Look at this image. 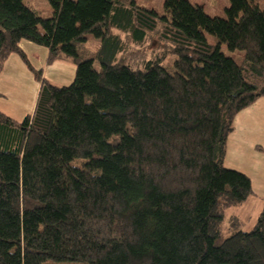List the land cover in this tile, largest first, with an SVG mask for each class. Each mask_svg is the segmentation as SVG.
I'll list each match as a JSON object with an SVG mask.
<instances>
[{"label": "trees", "instance_id": "trees-1", "mask_svg": "<svg viewBox=\"0 0 264 264\" xmlns=\"http://www.w3.org/2000/svg\"><path fill=\"white\" fill-rule=\"evenodd\" d=\"M49 5L43 17L0 0V74L17 54L39 82L31 114L0 111V264H264V202L250 230L222 233L254 195L224 161L235 116L264 97V0H229L218 17L189 0H163L162 14L136 0ZM153 31L169 61L125 64V38ZM22 40L47 65L72 61L73 81L51 84Z\"/></svg>", "mask_w": 264, "mask_h": 264}, {"label": "crops", "instance_id": "crops-1", "mask_svg": "<svg viewBox=\"0 0 264 264\" xmlns=\"http://www.w3.org/2000/svg\"><path fill=\"white\" fill-rule=\"evenodd\" d=\"M35 1L36 0H25V2L41 11ZM47 1L48 0H46V2ZM136 1L145 8H151L145 5V3L151 4V0L150 2L149 0ZM139 1H142V4L139 3ZM161 1L163 2V0ZM189 1L193 4L202 6L210 17L221 16L224 8L229 5L228 0ZM50 10L52 12L51 7ZM19 47L26 54L30 64L35 69H42V72L45 73V68L48 66L46 63L47 49H41L40 46L25 40L19 43ZM36 53L43 55L45 60L44 65L37 62L35 57ZM27 70L28 69L17 54H10L6 58L3 70L0 74V93L3 95L0 97V111L15 120H22L26 115L33 112L39 90L38 82L35 86H31V79L28 75V72L30 74L31 72ZM18 75L25 79L24 83L30 86V90L21 89V86L16 80ZM1 82H3V85ZM262 100H264V97L245 108V110L241 111V113L235 117L233 132L227 139V153L224 161V164H226V162L231 164L229 168L236 169L250 178L254 195L246 202H251V204L258 206V209H261L264 202V112L258 111L259 105L264 106V101ZM241 130L250 132L248 135L249 138L244 137L240 132ZM230 139H232L231 142ZM246 202L244 204H246Z\"/></svg>", "mask_w": 264, "mask_h": 264}, {"label": "rangeland", "instance_id": "rangeland-1", "mask_svg": "<svg viewBox=\"0 0 264 264\" xmlns=\"http://www.w3.org/2000/svg\"><path fill=\"white\" fill-rule=\"evenodd\" d=\"M48 1L47 2H46V0H36L35 1V2H37V6L41 10V14L43 17H50L52 14V12L50 10V5L48 6V4H49ZM149 2H150V0H149ZM139 3L142 4V1H139ZM150 3L151 4L145 3V5L147 7L153 8L159 14L163 13V2L161 0H151ZM206 10H208V9H206ZM125 40H126V42H125L126 49L122 53V56L125 59V64H127L133 68L139 67L144 60L151 59L153 57L158 58V57H161L163 55L162 56L163 62H168L169 59L171 58V54L169 53V47L166 43H164L163 41L160 40L159 35H158V31L147 32L143 42L140 44L132 42L131 39L125 38ZM210 40L212 41L211 37H210ZM98 42H99L98 40H95L91 36H89L87 46L90 49L95 50L98 47V44H99ZM40 48L45 49L44 47H40ZM35 57L37 59V62H40L43 65L45 64V60L43 58V55L36 53ZM43 65H42V67H43ZM94 68L98 70L100 68L99 64L95 63ZM74 73H75V65L73 64L72 61H70L68 59L67 60H58V61H55L52 64L48 65L47 68H45V73H43V77L46 78L51 84H53L55 86H64V85H69L73 81ZM28 75L30 76V79H31V83H32L31 86L32 85L35 86L38 81L35 80L33 75L30 74L29 72H28ZM16 80L19 83V85L21 86V89L30 90V86L27 83L26 84L24 83L25 79L23 77L18 75V78H16ZM1 84L3 85V82H1ZM21 92H22V90H21ZM261 98H263V97H261ZM262 101H264V100H262ZM250 109H252V108H250ZM243 110H245V109H243ZM243 110H241V111H243ZM241 111L238 114H240ZM247 111H249V110H247ZM258 111L264 112V106L259 105ZM233 126H234V120H233ZM240 132L244 137L249 138L248 135L250 132L243 131V130H241ZM251 133L254 134L253 132H251ZM230 134H229V137H230ZM231 141H232V139H230V142ZM225 166L229 168V166H231V164L226 162ZM259 212H260V208L258 209V206L251 204V202H246V204L229 208L226 211V218H225V221L223 222V225H222L223 236L228 237V236H230V234H232L233 232H235L237 230H241V231L250 230L253 227V224H254ZM62 264H81V263H62Z\"/></svg>", "mask_w": 264, "mask_h": 264}]
</instances>
